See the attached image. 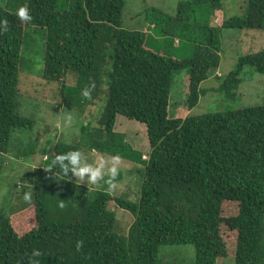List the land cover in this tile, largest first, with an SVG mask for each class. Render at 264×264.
I'll list each match as a JSON object with an SVG mask.
<instances>
[{
  "label": "trees",
  "instance_id": "1",
  "mask_svg": "<svg viewBox=\"0 0 264 264\" xmlns=\"http://www.w3.org/2000/svg\"><path fill=\"white\" fill-rule=\"evenodd\" d=\"M24 4L28 22L16 15ZM124 6L125 0H0V19L9 29L0 33V175L12 135L32 131L37 121L18 86L20 71L41 65L33 59L32 35L43 42L40 78L59 85L61 109L83 115L106 100L95 126L82 122L71 143L47 140L40 149L45 160L24 173L16 197L15 186L10 189L11 215L0 214V264H157L161 247L177 246L193 249V264H217L227 258L228 242L232 264H264V99L263 105L186 116L219 67L220 31L264 34V0H246L242 17L219 26L211 21L221 20V0H180L171 14L145 6L138 15L146 31L123 27ZM246 68L264 75V46L240 56L227 76H216L214 92L235 100ZM182 71L187 100L182 113L170 116L174 76ZM117 116L145 126L146 157L115 131ZM29 145L16 156H34L38 143ZM76 150L119 155L139 166L138 199L113 197L106 174L87 187L71 172L45 170L56 155ZM121 178L118 172L115 184ZM29 185L32 205L21 207ZM113 205L130 215L128 227L120 228Z\"/></svg>",
  "mask_w": 264,
  "mask_h": 264
},
{
  "label": "rangeland",
  "instance_id": "2",
  "mask_svg": "<svg viewBox=\"0 0 264 264\" xmlns=\"http://www.w3.org/2000/svg\"><path fill=\"white\" fill-rule=\"evenodd\" d=\"M179 1L180 0H125L122 13L123 27L127 30H135L141 27V29L143 28V30L146 31L143 19L138 15L145 6H152L171 14L174 12L176 4ZM221 4L222 11L219 12L221 20H219V17H213L211 21L213 26H219L222 21H226L234 16L242 17L245 13L246 0H221ZM31 37L34 41V50L38 53L36 59L35 57L33 59L37 62L41 61V65L36 64L34 67H31V63L34 62L32 60L31 63H27L26 67L31 68L29 70L25 69L24 72H19L18 86L19 91L24 95L23 105L31 111V115L35 114L34 117L37 121L32 131H19L12 135L9 152L3 157L4 163L2 174L0 175V214L6 215H11L8 211L11 195L10 189L12 186H15L12 195L16 197L21 191L22 184H24L22 180L24 173L30 172L33 168L37 167L41 161L45 160V156L40 152L45 142L48 140L52 144L56 141L71 143L78 135L79 126L82 122H95L102 113L106 103V100H102L100 103L97 102L95 106L88 107L83 115L79 114L77 111L61 109L58 105L59 96H55L57 89H59V85H46L40 78L43 42L40 40L41 38L38 34H34ZM220 39L222 48L220 51L219 67L212 73L211 77L201 84L200 87L203 89L204 94L199 98L198 104L186 113L188 117L210 112L231 111L254 104L263 105L261 101L264 99V75L253 74L250 68H246L243 71L241 74L242 82L233 91L236 96L235 100L225 99L220 92H214V89L219 88V82L216 76H227L235 69L240 56L256 53L264 46V34L255 31L222 29L220 31ZM73 80V77H68L67 82L73 84ZM187 93V71H182L174 76L169 107L170 116L182 113L184 109L182 107L187 100ZM34 105H37L36 108H34ZM69 117L71 118L70 120ZM95 124L96 122L93 123V126H95ZM47 130L49 133L45 134ZM115 131L125 134L127 143L146 157L149 145L144 125L122 116H117ZM36 142L38 146L36 147L34 156L28 158V160L16 156L19 150L26 148L28 144L32 145ZM88 154L87 156L82 154L83 162L81 166L87 164L96 167L99 159L104 158L106 162L104 169H102V174L108 175L107 170L112 167L110 163L111 158L95 152H89ZM117 168L122 178L116 183V187L112 190L111 194L113 197H124L129 201H136L139 197V189L142 181L139 175L136 174V170L140 167L120 161ZM76 180L84 186L91 187V184L87 183V174L84 177V182H81L79 178H76ZM31 190L32 189L28 187L26 192ZM13 203H16V201ZM19 203H22L21 207L25 205H27V207L31 206L32 194L31 201H25L22 198ZM111 210L119 221L120 228L124 229L128 227L131 223L130 215L118 209L115 205L111 207ZM22 216L23 220L27 221L28 218L30 219L31 213ZM227 248H229L227 258L219 260L217 264H232L233 254L230 242L227 243ZM160 252L161 260L159 257ZM170 252H172V255ZM159 253L157 264H193L194 262V253L191 247H161Z\"/></svg>",
  "mask_w": 264,
  "mask_h": 264
},
{
  "label": "clouds",
  "instance_id": "3",
  "mask_svg": "<svg viewBox=\"0 0 264 264\" xmlns=\"http://www.w3.org/2000/svg\"><path fill=\"white\" fill-rule=\"evenodd\" d=\"M17 17L22 22H28L31 21L32 17L29 15V9L28 5L24 4L23 6L19 7L16 11ZM8 22L6 20L0 19V33L7 32L8 29ZM82 95L87 98L89 97V92L87 89L83 90ZM71 118L69 117V120ZM81 157L82 153L79 150L76 151H69L64 154L56 155L55 158L52 160V162L48 165V167L45 169L48 172L52 173L53 168H58L59 172L52 173L53 176H68V173L71 172L72 176L79 178L81 182H84V177L87 174L88 180L87 183L90 184H97L99 181L103 180V174L102 169H104L105 166V160L104 158H100L99 162L96 164V167H93L91 165H83L81 166ZM145 158V157H144ZM68 161V164H65L64 161ZM121 161V157L119 155L112 156L110 163L112 164V167H110L107 172L109 179L104 181V184L107 185V190L112 191L115 189V178L118 175V168ZM29 189H31V185H29ZM23 199L25 201H31V191H27L24 193ZM62 206V205H61ZM82 242H78L77 248L81 246Z\"/></svg>",
  "mask_w": 264,
  "mask_h": 264
}]
</instances>
